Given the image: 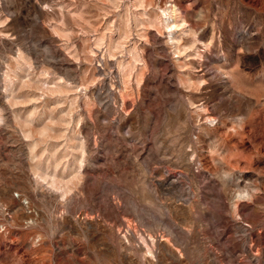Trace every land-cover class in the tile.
<instances>
[{
  "label": "rangeland",
  "instance_id": "rangeland-1",
  "mask_svg": "<svg viewBox=\"0 0 264 264\" xmlns=\"http://www.w3.org/2000/svg\"><path fill=\"white\" fill-rule=\"evenodd\" d=\"M0 264H264V0H0Z\"/></svg>",
  "mask_w": 264,
  "mask_h": 264
},
{
  "label": "bare ground",
  "instance_id": "bare-ground-1",
  "mask_svg": "<svg viewBox=\"0 0 264 264\" xmlns=\"http://www.w3.org/2000/svg\"><path fill=\"white\" fill-rule=\"evenodd\" d=\"M167 25H168V24H167ZM168 27H169V33H168V34L170 35V36H169V39H170V41L173 42V41H175V37H174L173 32H172V29H171L172 26H171V27L168 26ZM247 196H248V195H247ZM247 196H246V197H247ZM142 240H143V239H142ZM128 248H131V247H128Z\"/></svg>",
  "mask_w": 264,
  "mask_h": 264
}]
</instances>
